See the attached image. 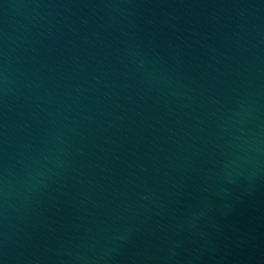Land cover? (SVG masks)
<instances>
[{"label":"water","instance_id":"1","mask_svg":"<svg viewBox=\"0 0 264 264\" xmlns=\"http://www.w3.org/2000/svg\"><path fill=\"white\" fill-rule=\"evenodd\" d=\"M0 264H264V0H0Z\"/></svg>","mask_w":264,"mask_h":264}]
</instances>
